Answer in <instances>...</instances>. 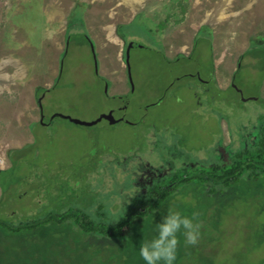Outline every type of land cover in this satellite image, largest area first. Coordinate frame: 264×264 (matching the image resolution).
I'll return each mask as SVG.
<instances>
[{
    "label": "rangeland",
    "instance_id": "374dc122",
    "mask_svg": "<svg viewBox=\"0 0 264 264\" xmlns=\"http://www.w3.org/2000/svg\"><path fill=\"white\" fill-rule=\"evenodd\" d=\"M130 42L141 46L127 52ZM120 107L113 124L51 118L92 122ZM263 126L264 0H0V169L25 146L16 175L49 192L43 211L115 222L152 173L206 170L259 144ZM205 188L180 184L142 217L145 239L172 207L201 224L196 245L180 237L175 264H264V174ZM8 198L14 210L32 203Z\"/></svg>",
    "mask_w": 264,
    "mask_h": 264
},
{
    "label": "trees",
    "instance_id": "16d2710c",
    "mask_svg": "<svg viewBox=\"0 0 264 264\" xmlns=\"http://www.w3.org/2000/svg\"><path fill=\"white\" fill-rule=\"evenodd\" d=\"M260 140L242 154L230 156L229 162L214 164L195 174L187 173L185 168L179 175L169 176L160 170L152 173L141 181L140 196L131 201L127 214L115 222L92 218L90 213L74 207L63 211L57 205L43 211L49 192L42 188L36 191L32 183H25L26 176L16 175L22 169L20 153L25 146L9 149L11 165L0 169V264H143L138 248L146 240L145 224L152 219L142 217L155 214L180 184L201 183L213 193L217 187L237 182L244 173L255 177L264 174V133ZM56 192L54 189L53 194ZM9 194L32 203L25 209H11ZM64 229L77 231L79 236L69 242L59 235ZM92 244L96 245L94 253L89 250Z\"/></svg>",
    "mask_w": 264,
    "mask_h": 264
},
{
    "label": "clouds",
    "instance_id": "9594fccd",
    "mask_svg": "<svg viewBox=\"0 0 264 264\" xmlns=\"http://www.w3.org/2000/svg\"><path fill=\"white\" fill-rule=\"evenodd\" d=\"M199 159H206V156L201 153ZM144 161H150L155 166L151 159ZM139 163L135 165L136 168ZM200 228L201 224L196 220L195 213L191 216L183 215L180 211L168 207L166 214H162V219L153 225L154 235L140 243L138 255L143 264H175L180 237H183L185 246H194L199 241Z\"/></svg>",
    "mask_w": 264,
    "mask_h": 264
},
{
    "label": "water",
    "instance_id": "95a60500",
    "mask_svg": "<svg viewBox=\"0 0 264 264\" xmlns=\"http://www.w3.org/2000/svg\"><path fill=\"white\" fill-rule=\"evenodd\" d=\"M141 44L137 43V42H130L129 45H128V48H127V52H129V50L131 48H134V47H140ZM128 58V57H127ZM234 87L237 88V86L234 84ZM237 90L242 93V90L237 88ZM131 94L127 95L125 97L126 100H129V97H130ZM251 99L254 98V99H257L258 97L255 96V97H250ZM39 99V104H40V110H41V120L42 122L44 121V111H43V107H42V101H41V96L38 97ZM249 98H244V100H247ZM118 109L117 108H112L110 110L109 113H104L102 114L100 117H98L95 121H92V122H84V121H81V120H78V119H73V118H70L69 116H66V115H60V114H54L52 115V119L56 116H59V117H63V118H67V119H70L71 121L75 122V123H78V124H82V125H87V126H91V125H94V124H97L98 122H100L102 119H106L108 120L111 124L113 123H116V122H119L121 120H124L122 118L121 115H118ZM126 121V120H125Z\"/></svg>",
    "mask_w": 264,
    "mask_h": 264
},
{
    "label": "crops",
    "instance_id": "0c3cea01",
    "mask_svg": "<svg viewBox=\"0 0 264 264\" xmlns=\"http://www.w3.org/2000/svg\"><path fill=\"white\" fill-rule=\"evenodd\" d=\"M241 6H242V5H241ZM235 8H237V7H235ZM249 8H251V7H248V9H249ZM243 9H246V8L242 6V10H243ZM236 10H237V9H236ZM236 10H235V11H236ZM229 12H230V11H226V13L223 14L222 18H223V19H227V15H229ZM232 12H233V10H232ZM237 14H238V11H237ZM235 37H236V36H235ZM235 37H234V39H237V38H235ZM228 39L231 40V39H233V38L229 35V36H228ZM216 40H217V39H214V41H216ZM230 42H231V41H230ZM230 44H231V43H230ZM230 44H229L228 42H226V43H224V42H222V43H217V42H215L216 51H217L218 53L221 52L220 45H221V46L223 45L224 48L227 49L226 51L228 52L229 49H230ZM225 49H223V51H222L223 53L225 52ZM230 50H231V49H230ZM227 58H228V57H227ZM221 60H222V59H221ZM225 60H226V58H225ZM217 61H218V60H217Z\"/></svg>",
    "mask_w": 264,
    "mask_h": 264
},
{
    "label": "flooded vegetation",
    "instance_id": "af4514ba",
    "mask_svg": "<svg viewBox=\"0 0 264 264\" xmlns=\"http://www.w3.org/2000/svg\"><path fill=\"white\" fill-rule=\"evenodd\" d=\"M234 78V77H233ZM126 103V102H125ZM118 110V115H121V113L124 111V108L120 107V108H117ZM264 127V126H263ZM262 127V128H263ZM262 133H264V129L261 130ZM261 133V134H262ZM229 159H230V155H226V154H223L222 157H221V161L220 163L222 164H225V162H229Z\"/></svg>",
    "mask_w": 264,
    "mask_h": 264
}]
</instances>
